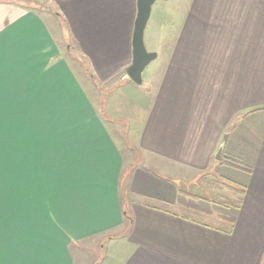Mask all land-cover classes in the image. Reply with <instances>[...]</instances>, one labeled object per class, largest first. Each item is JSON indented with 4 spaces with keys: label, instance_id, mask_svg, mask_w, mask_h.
<instances>
[{
    "label": "crops",
    "instance_id": "obj_1",
    "mask_svg": "<svg viewBox=\"0 0 264 264\" xmlns=\"http://www.w3.org/2000/svg\"><path fill=\"white\" fill-rule=\"evenodd\" d=\"M182 10L125 144L93 79L131 81L136 0H0V264H264V0Z\"/></svg>",
    "mask_w": 264,
    "mask_h": 264
},
{
    "label": "rangeland",
    "instance_id": "obj_2",
    "mask_svg": "<svg viewBox=\"0 0 264 264\" xmlns=\"http://www.w3.org/2000/svg\"><path fill=\"white\" fill-rule=\"evenodd\" d=\"M194 1L196 0H156L151 8V14L148 19V22L146 24L145 30H144V43L146 48L149 51H153L151 49H157L160 54H164L166 50V42L168 41H174L178 34V26L180 25L181 18L183 17L182 14H180L183 10L182 8L188 7L190 5H194ZM39 9L46 8V10H49V7L43 3V2H37L36 5ZM44 10V9H43ZM172 23V29L169 30H163L165 28L166 22ZM65 41H62V47L65 49ZM168 48V47H167ZM157 60H152L143 70L142 72V83L143 81L145 83H149V73L152 71V69L155 66ZM80 62V61H79ZM115 81V82H114ZM113 87L110 90L105 91V83L101 81L99 78H94L93 83L96 84L97 89V96L102 95V102H110V101H117L118 100V110L116 113H113L112 111L105 109V105H103L104 113L101 115V117L105 118V120L113 121L116 119L117 123L121 127V134H122V141L125 144H131L133 143L132 135L135 133L137 128L139 127V123L141 120V113H135L134 111V103H133V96L136 95L135 93V87H139L141 84L132 83L129 80H120V79H113L109 80L108 86L112 85ZM140 88V87H139ZM138 90V88L136 89ZM110 93V95H107L106 93ZM139 94V93H138ZM142 95L143 99L141 101V104L144 105L148 100V93H143ZM96 105V104H95ZM108 108V107H107ZM98 109V106H97ZM100 113H102L99 110ZM134 136V135H133ZM123 146V145H122ZM194 182H191V184ZM208 183V182H207ZM212 192H215L216 194V203H221L222 201H229L227 196H225L227 193V190L224 191L221 187L213 183V181L208 186ZM190 189V188H189ZM191 192V190H189ZM192 198H195L197 200L204 201L202 203L203 207L210 210V213L214 214L218 211H222L224 208L223 206L215 205L214 203L209 202L208 200H204L203 198H197L199 196H195V192H191L190 194ZM191 206V205H190ZM190 206L188 208H190ZM176 207H173L172 210H176ZM177 211V210H176ZM181 212V211H180ZM182 213L188 215L191 218L201 220L205 223L211 224V225H217L218 227L221 226V221L217 219L216 217H209L205 215L199 214L195 209H189L182 211ZM109 243L105 244L106 250L109 248ZM118 258L120 256L118 255V252H114L113 255L110 256V259L108 260L109 264H118Z\"/></svg>",
    "mask_w": 264,
    "mask_h": 264
},
{
    "label": "water",
    "instance_id": "obj_3",
    "mask_svg": "<svg viewBox=\"0 0 264 264\" xmlns=\"http://www.w3.org/2000/svg\"><path fill=\"white\" fill-rule=\"evenodd\" d=\"M156 0H136V15L131 39V63L126 68L128 78L136 84L142 83L144 68L157 56L155 51H149L144 43V30L151 14V8ZM222 144L219 146L215 158H219Z\"/></svg>",
    "mask_w": 264,
    "mask_h": 264
},
{
    "label": "trees",
    "instance_id": "obj_4",
    "mask_svg": "<svg viewBox=\"0 0 264 264\" xmlns=\"http://www.w3.org/2000/svg\"><path fill=\"white\" fill-rule=\"evenodd\" d=\"M198 181V180H197ZM195 181V182H197ZM192 184H195V183H192ZM198 184V182L196 183ZM190 189H195L194 192L196 193L195 196H199V198H203L204 200H208L209 202L211 203H215L217 202L216 200V194L215 192H212V191H209L206 189V187H203V186H194L191 187L190 185ZM198 198V197H197ZM223 205H237L239 204V201L237 200H229L227 202L225 201H222L221 202ZM194 208L197 210V209H203V206H199V205H194ZM227 221H221L220 225L223 229H225V231H229L231 229V222H232V218H227L226 219Z\"/></svg>",
    "mask_w": 264,
    "mask_h": 264
}]
</instances>
